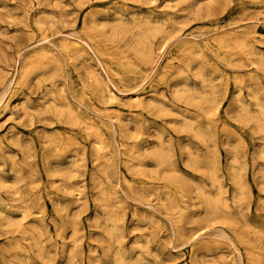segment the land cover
<instances>
[{
	"label": "rangeland",
	"instance_id": "374dc122",
	"mask_svg": "<svg viewBox=\"0 0 264 264\" xmlns=\"http://www.w3.org/2000/svg\"><path fill=\"white\" fill-rule=\"evenodd\" d=\"M0 101V264H264V0H0Z\"/></svg>",
	"mask_w": 264,
	"mask_h": 264
},
{
	"label": "bare ground",
	"instance_id": "6f19581e",
	"mask_svg": "<svg viewBox=\"0 0 264 264\" xmlns=\"http://www.w3.org/2000/svg\"><path fill=\"white\" fill-rule=\"evenodd\" d=\"M141 1V0H140ZM169 1V0H168ZM52 2V1H51ZM144 2V1H143ZM34 3V2H33ZM79 3V2H78ZM54 4V3H53ZM81 4V3H80ZM145 4H146V2H145ZM56 5V4H55ZM62 5V4H61ZM64 5H66V4H64ZM68 6V5H67ZM66 6V7H67ZM126 6V5H125ZM29 7V6H28ZM59 7V6H58ZM162 7V6H161ZM164 7V6H163ZM64 8H65V6H64ZM246 12V11H245ZM61 13H62V11H61ZM48 14V13H47ZM59 14V13H58ZM115 14V13H114ZM120 14V13H119ZM117 15V14H116ZM63 16V15H62ZM244 16V15H243ZM129 17V16H128ZM38 18V17H37ZM35 19H36V16H35ZM119 19V18H118ZM174 19V18H173ZM37 20V19H36ZM122 20V19H121ZM120 20V21H121ZM169 21V20H168ZM54 22V21H53ZM118 22V21H117ZM165 22V21H164ZM211 22V21H210ZM233 22V21H232ZM221 23V22H220ZM55 24V23H54ZM59 24V23H58ZM122 25V24H121ZM124 25V24H123ZM142 25V24H141ZM165 25V24H164ZM163 25V26H164ZM55 27H56V25H54ZM86 26V25H85ZM119 26V25H118ZM120 27V26H119ZM125 27V26H124ZM209 28V27H208ZM81 29V28H80ZM90 29V28H89ZM165 29V28H164ZM136 32V31H135ZM163 32V31H162ZM44 33V32H43ZM92 33V32H91ZM68 35V34H67ZM56 36V35H55ZM116 36V35H115ZM123 36V35H122ZM165 36H168V35H165ZM187 36V35H186ZM101 37V36H100ZM224 37V36H223ZM261 37V36H260ZM95 38V37H94ZM117 38V37H116ZM134 38V37H133ZM118 39V38H117ZM47 40V38L45 39V41ZM206 40V39H205ZM209 40V39H208ZM225 40V39H224ZM227 40H229V39H227ZM226 40V41H227ZM43 41V40H42ZM126 41V40H125ZM129 41H130V39H129ZM141 41V40H140ZM218 41L219 42H222L223 41V38L221 37V38H218ZM257 41H258V39H257ZM41 42V41H40ZM66 42L68 43V44H74L75 42H73L71 39L69 40H66ZM96 42V41H95ZM127 42V41H126ZM137 42V41H136ZM238 41H236V43H237ZM239 42H240V39H239ZM238 42V43H239ZM85 43V42H84ZM233 43H234V41H233ZM236 43H235V45H236ZM86 44H87V42H86ZM126 44V43H125ZM77 45H79V44H77ZM209 45V44H208ZM223 45H224V43H223ZM239 46H240V44H238ZM248 45V44H247ZM123 46V45H122ZM192 46V45H191ZM207 46V45H206ZM223 47V46H222ZM230 47V46H229ZM246 47V46H245ZM64 48V47H63ZM62 48V49H63ZM89 48V47H88ZM90 49H91V47H90ZM209 49V48H208ZM65 50H67V49H65ZM250 50V49H249ZM248 50V51H249ZM246 51H247V49H246ZM252 51V50H251ZM250 51V52H251ZM218 52V51H217ZM250 52H249V54H250ZM66 53V52H65ZM93 53V52H92ZM137 52H135V54H136ZM200 53H202V52H200ZM20 54V53H19ZM32 54V53H31ZM134 54V53H133ZM252 54V53H251ZM67 55V54H66ZM72 55V54H71ZM125 55V54H124ZM224 55V54H223ZM222 55V56H223ZM257 55V54H256ZM70 56V55H69ZM231 56V55H230ZM246 56V55H245ZM255 56V55H254ZM96 57V56H95ZM125 57H126V55H125ZM27 58V57H26ZM69 58V57H68ZM53 59H54V57H53ZM140 59V58H139ZM229 59V58H228ZM239 60H240V58H238ZM91 60V59H90ZM124 60V59H123ZM126 60V59H125ZM21 61V60H20ZM189 61V60H188ZM226 61V60H225ZM247 61V60H246ZM261 61V60H260ZM60 63V62H59ZM187 63V62H186ZM247 64H248V62H246ZM42 64V63H41ZM58 64V63H57ZM73 64V63H72ZM253 64V63H252ZM23 65V64H22ZM28 65V64H27ZM26 65V66H27ZM101 65V64H100ZM30 66H31V64H30ZM36 66V65H35ZM46 66V65H45ZM44 66V67H45ZM80 66V65H79ZM102 67V66H101ZM17 68V67H16ZM30 68V67H29ZM154 68H156V67H154ZM24 69H25V67H24ZM82 69H84V68H82ZM103 69V68H102ZM3 70V69H2ZM38 70V69H37ZM153 70V69H152ZM180 70H181V68H180ZM16 71V70H15ZM14 71V72H15ZM50 71V70H49ZM60 71V70H59ZM58 71V72H59ZM257 71V70H256ZM25 72H27L26 70H25ZM83 72H85L84 70H83ZM255 72V71H254ZM23 73V72H22ZM62 73V72H61ZM92 73V72H91ZM202 73V72H201ZM28 74V73H27ZM118 74V73H117ZM256 74V73H255ZM29 75V74H28ZM94 75V74H93ZM151 75V74H150ZM200 75V74H199ZM202 75V74H201ZM14 76V75H13ZM90 76V75H89ZM159 76V75H158ZM253 76H255V75H253ZM252 76V77H253ZM257 76V75H256ZM40 77V76H39ZM159 78V77H158ZM6 79V78H5ZM53 79V78H52ZM56 79V78H55ZM79 79H80V76H79ZM96 79V78H95ZM44 80V79H43ZM81 81H84V80H82V79H80ZM110 81V80H109ZM12 82V81H11ZM115 82V81H114ZM208 82V81H207ZM9 83V82H8ZM209 83V82H208ZM242 83V82H241ZM255 83V82H254ZM10 84H12V83H10ZM63 84H65V83H63ZM205 84V83H204ZM259 84V83H258ZM8 85V84H7ZM113 86V85H112ZM49 87V86H48ZM178 87V86H177ZM258 87V86H257ZM208 88V87H207ZM256 88V87H255ZM72 89V88H71ZM213 90V89H212ZM257 90V89H256ZM131 91V90H130ZM133 91V90H132ZM172 91H174V90H172ZM204 91V90H203ZM254 91V90H253ZM258 91V90H257ZM104 92H105V95L107 96V98L110 100V101H113V100H115V97H116V94H115V92H114V90H112L110 87H109V85L108 84H106V83H104ZM202 92V91H201ZM200 92V93H201ZM58 93V92H57ZM102 93V92H101ZM184 93H185V91H184ZM191 93V92H190ZM253 93H255V92H253ZM44 94V93H43ZM49 94V93H48ZM72 94V93H71ZM216 94V93H215ZM235 94V93H234ZM192 95V94H191ZM199 95V94H198ZM45 96V95H44ZM132 96V95H131ZM193 96V95H192ZM215 96V95H214ZM260 96V95H259ZM166 97V96H165ZM190 97V96H189ZM209 97V96H208ZM45 98V97H44ZM63 98H64V95H63ZM138 101H140L142 98H141V96H136L135 97ZM169 98V97H168ZM65 99V98H64ZM99 99V98H98ZM105 99V98H104ZM195 99L197 100V98H195L194 97V101H195ZM208 99V98H207ZM3 100V99H2ZM135 100V99H134ZM133 100V101H134ZM136 100V101H137ZM259 100V99H258ZM7 101V100H6ZM48 101V100H47ZM53 101V100H52ZM137 101V102H138ZM212 101V100H211ZM221 101V100H220ZM231 101V100H230ZM1 102V101H0ZM68 103H69V101H67ZM129 102H132L131 100H129ZM206 102H208V101H206ZM259 102H261V101H259ZM263 102V101H262ZM47 104H49L48 102H46ZM71 103V102H70ZM102 103V102H101ZM106 103V102H105ZM140 103V102H139ZM138 103V104H139ZM46 104V105H47ZM159 104V103H158ZM214 104V103H213ZM216 104V103H215ZM255 104H256V102H255ZM254 104V105H255ZM41 105V104H40ZM132 105V103H130V106ZM177 105V104H176ZM260 106H261V109H263L262 108V106H263V104L261 105V104H259ZM43 106V105H42ZM48 106V105H47ZM63 106V105H62ZM92 106H93V104H92ZM139 106V105H138ZM145 106V105H144ZM167 106V105H166ZM165 106V107H166ZM179 106H181V105H179ZM215 106V105H214ZM256 106V105H255ZM260 106H258L259 108H260ZM46 107V106H45ZM57 107V106H56ZM59 107V106H58ZM61 107V106H60ZM132 107V106H131ZM208 107V106H207ZM241 107V106H240ZM264 107V106H263ZM43 108H44V106H43ZM159 108L161 109V107L159 106ZM58 109V108H57ZM63 109V108H62ZM164 110V112L166 111V109L165 108H163ZM210 109H211V107H210ZM65 110V109H64ZM67 110H69L68 108H67ZM71 110H73V108H71ZM169 110V109H168ZM167 110V111H168ZM23 111V110H22ZM60 111V110H59ZM100 111H102V110H100ZM161 111V110H160ZM162 111V112H163ZM166 111V112H167ZM172 111V110H171ZM264 111V110H263ZM26 111H24V113H25ZM45 112V111H44ZM61 112V111H60ZM98 112V111H97ZM108 112V111H107ZM237 112V111H236ZM258 112H260V111H258ZM16 113V112H15ZM115 113V112H114ZM175 113V112H174ZM177 113V112H176ZM238 113V112H237ZM242 113V112H241ZM241 113H239V117L241 116L240 114ZM68 114V113H67ZM162 114V113H161ZM178 114V113H177ZM244 114V113H243ZM242 114V115H243ZM255 114V113H254ZM42 115H43V113H42ZM137 115H138V113H137ZM174 115V114H173ZM181 115V114H180ZM245 115V114H244ZM69 116V115H68ZM177 116V115H176ZM184 116V115H183ZM182 116V117H183ZM238 116V115H237ZM66 117V116H65ZM70 117V116H69ZM164 117V116H163ZM187 117V116H186ZM242 117V116H241ZM247 117H249L248 115H247ZM251 117H252V115H251ZM68 118V117H67ZM70 118H72V117H70ZM185 118V117H184ZM242 118H245V117H242ZM255 118H257L256 120L258 121V123L260 122L261 123V129L263 128L264 129V112H261L260 113V115H258L257 117L255 116ZM37 119H39L38 117H37ZM36 119V120H37ZM65 119V118H64ZM73 119V118H72ZM80 119V118H79ZM104 119V118H103ZM187 119H189V118H187ZM250 119H252V118H250ZM69 120V119H68ZM82 120V119H81ZM88 120V119H87ZM210 120V119H209ZM240 120V119H239ZM246 120V119H245ZM43 121H44V119H43ZM71 121V120H70ZM74 121V120H73ZM78 121V120H77ZM80 121V120H79ZM85 121H86V119H85ZM194 121V120H193ZM247 121V120H246ZM81 122H83V121H81ZM89 122V121H88ZM166 122H168V121H166ZM184 122V121H183ZM249 122H250V120H249ZM78 123V122H77ZM86 124H87V122H85ZM169 123V122H168ZM187 123V122H186ZM190 123V122H189ZM252 123V122H251ZM254 123V122H253ZM85 124V125H86ZM191 124H192V122H191ZM205 124V123H204ZM88 125V124H87ZM111 125V124H110ZM187 125V124H186ZM190 125V124H189ZM188 125V126H189ZM93 126V125H92ZM184 126H185V124H184ZM199 125H197V127H198ZM90 127V126H89ZM112 127V126H111ZM197 127H195V129L197 128ZM201 127V126H200ZM208 127V126H207ZM260 126L258 125V127H257V129L259 128ZM186 128V127H185ZM92 129V128H91ZM191 130V129H190ZM196 130H198V129H196ZM235 130V129H234ZM192 131H193V129H192ZM200 131V130H199ZM198 131V132H199ZM202 131V130H201ZM252 131V130H251ZM259 131V130H258ZM46 132V131H45ZM59 132V131H58ZM253 132V131H252ZM262 132V131H261ZM39 133V132H38ZM43 134V133H42ZM47 134H48V132H47ZM95 134H96V130H95ZM53 134L51 133V136H52ZM67 135V134H66ZM195 135H197L196 133H195ZM203 136V135H202ZM8 137V136H7ZM11 137V136H10ZM45 137V136H44ZM67 137H68V135H67ZM199 137V136H198ZM207 137V136H206ZM4 138H5V136H4ZM52 138V137H51ZM201 138V137H200ZM10 140V139H9ZM14 140V139H13ZM18 140V139H17ZM20 140V139H19ZM18 140V141H19ZM56 140V139H55ZM17 141V142H18ZM42 142V141H41ZM99 142H100V139H99V136H96V139H95V142L94 143H98L99 144ZM109 142V141H108ZM133 142V141H132ZM201 142V141H200ZM110 143V142H109ZM24 144V143H23ZM27 144V143H26ZM55 144H56V142H55ZM54 144V145H55ZM130 144V143H129ZM188 144V143H187ZM15 145V144H14ZM21 145V144H20ZM71 145V144H70ZM108 145V144H107ZM50 146H51V144H50ZM186 146V145H185ZM188 146V145H187ZM20 147V146H19ZM25 147V145L23 146V148ZM154 147H155V145H154ZM189 147V146H188ZM131 148V147H130ZM84 149V148H83ZM157 149V150H156ZM155 150H154V152L159 156V158H160V161H162L161 159H163L164 158V156L166 155V154H164L163 153V151H160V150H158V148H156ZM29 150H30V148H29ZM95 150H96V147H95ZM151 151L153 150V149H150ZM26 151V150H25ZM76 151V150H75ZM104 151V150H103ZM107 151V150H106ZM9 152V151H8ZM29 152V151H28ZM34 152V151H33ZM51 152V151H50ZM83 152V151H82ZM86 152V151H85ZM97 151H95V153H96ZM165 152H166V150H165ZM255 152V151H254ZM49 153V152H48ZM135 153V152H134ZM152 153V152H151ZM190 153V152H189ZM9 154H12V153H9ZM24 154V153H23ZM28 154V153H27ZM118 154H119V152H118ZM264 154V153H263ZM262 154V155H263ZM49 155H50V153H49ZM57 155V154H56ZM135 155V154H134ZM254 155H255V153H254ZM33 156V155H32ZM95 156V155H94ZM136 156H137V154H136ZM157 156V157H158ZM197 156V155H196ZM195 156V157H196ZM209 156V155H208ZM31 157V156H30ZM74 157H76V156H74ZM119 157V156H118ZM156 157V158H157ZM169 157V156H168ZM9 158H11V157H9ZM26 158V160L29 158H27V157H25ZM97 157H95V159H96ZM99 158V157H98ZM136 158V157H135ZM134 158V159H135ZM158 158V159H159ZM233 158H234V156H233ZM14 159V158H13ZM81 159H82V157H81ZM191 159V158H190ZM189 159V160H190ZM254 159V158H253ZM25 160V159H24ZM97 160V159H96ZM99 160V159H98ZM97 160V161H98ZM108 160V159H107ZM13 161V160H12ZM103 161H104V159H103ZM168 161V160H167ZM25 162V161H24ZM129 162V161H128ZM169 162V161H168ZM170 162H171V160H170ZM236 162V161H235ZM163 163H165V161L163 162ZM192 163V162H191ZM237 163V162H236ZM43 164V163H42ZM105 164V163H104ZM104 164L102 165V166H104ZM159 164H161V163H159ZM159 164H157L158 166H159ZM26 165V164H25ZM36 165V164H35ZM94 165V164H93ZM157 165H156V167H157ZM167 165V164H166ZM165 165V166H166ZM169 165H170V163H169ZM206 165V164H205ZM10 166H11V164H10ZM99 166H101V165H99ZM112 166V165H111ZM141 166V165H140ZM155 166V165H154ZM153 166V167H154ZM28 167V166H27ZM106 167V166H105ZM136 167V166H135ZM139 167V166H138ZM160 167H161V165H160ZM168 167H170V166H168ZM231 167V166H230ZM236 167V166H235ZM29 168V167H28ZM171 168V167H170ZM44 169V168H43ZM69 169H70V167H69ZM72 169V168H71ZM98 169V168H97ZM105 169V168H104ZM136 169V168H135ZM233 169V168H232ZM14 170V169H13ZM33 170V169H32ZM73 170V169H72ZM92 170H93V168H92ZM102 170H103V168H102ZM147 170V169H146ZM175 170V169H174ZM210 170H211V168H210ZM214 170V169H213ZM234 170V169H233ZM22 171V170H21ZM28 171V170H27ZM94 171V170H93ZM105 171H106V169H105ZM157 171V170H156ZM173 171V170H172ZM103 172H104V170H103ZM138 172V171H137ZM211 172H213V171H211ZM235 172V171H234ZM84 173V172H83ZM119 173V172H118ZM145 173V172H144ZM147 173V172H146ZM152 173V172H151ZM214 173V172H213ZM237 173H238V171H237ZM27 174V173H26ZM32 174V173H31ZM90 174H91V172H90ZM93 174V173H92ZM105 174V173H104ZM140 174V173H139ZM240 174H241V172H240ZM12 175V174H11ZM84 175H85V173H84ZM135 175V174H134ZM152 175V174H151ZM155 175H157L158 176V174H155ZM165 175V174H164ZM13 176V175H12ZM105 176V175H104ZM108 176V175H107ZM148 176V175H147ZM175 176V175H174ZM186 176V175H185ZM211 176V175H210ZM22 176H20V178H21ZM84 177V176H83ZM90 177H91V175H90ZM156 177V176H155ZM159 177V176H158ZM165 177V176H164ZM214 177V176H213ZM235 177V176H234ZM25 178V177H24ZM66 178V177H65ZM81 178V177H80ZM105 178V177H104ZM237 178V177H236ZM38 179V178H37ZM68 179V178H67ZM102 179V178H101ZM108 179H109V177H108ZM118 179H120V178H118ZM148 179V178H147ZM172 179H173V177H172ZM181 179V178H180ZM1 180V179H0ZM9 180V179H8ZM7 180V181H8ZM14 180V179H13ZM20 180V179H19ZM32 180V179H31ZM54 180V179H53ZM69 180H70V177H69ZM103 180V179H102ZM124 180V179H123ZM216 179H214V181H215ZM240 180V179H239ZM264 180V179H263ZM111 181V180H110ZM118 181V180H117ZM128 181V180H127ZM212 181V180H211ZM4 182V181H3ZM2 182V183H3ZM17 182V181H16ZM80 182H81V180H80ZM112 182V181H111ZM216 182V181H215ZM237 182V181H236ZM241 182V181H240ZM6 183V182H5ZM29 183V182H28ZM53 182H51V184H52ZM78 183V182H77ZM110 183V182H109ZM115 183V182H114ZM183 183V182H182ZM214 183V182H213ZM67 184V183H66ZM111 184H113V183H111ZM194 184V183H193ZM9 185V184H8ZM7 185V186H8ZM13 185V184H12ZM18 185V184H17ZM75 185V184H74ZM80 185V184H79ZM219 185V184H218ZM238 185H239V183H238ZM240 185H241V183H240ZM15 186V185H14ZM103 186V185H102ZM166 186V185H165ZM197 186H199V185H197ZM212 186V185H211ZM259 186H260V184H259ZM111 187H112V185H111ZM116 187V186H115ZM216 187H217V185H216ZM16 188V187H15ZM78 188V187H77ZM150 188V187H149ZM166 188V187H165ZM197 188V187H196ZM20 189V188H19ZM31 189V188H30ZM76 189V188H75ZM85 189V188H84ZM104 188H102V190H103ZM112 189H114V187H112ZM199 189V188H198ZM10 190V189H9ZM13 190H15V189H13ZM34 190V189H33ZM108 190V189H107ZM115 190V189H114ZM135 190V189H134ZM152 190V189H151ZM155 190V189H154ZM157 190H158V188H157ZM165 190V189H164ZM11 191H12V189H11ZM21 191V190H20ZM71 191H72V187H71ZM75 191V190H74ZM140 191H142V190H140ZM234 191V190H233ZM238 191H240V189L238 190ZM104 192V191H103ZM166 192V191H165ZM36 193V192H35ZM67 193V192H66ZM70 193V192H69ZM135 193V192H134ZM147 193V192H146ZM155 193V192H154ZM205 193V192H204ZM222 193V192H221ZM234 193V192H233ZM24 194H25V192H24ZM109 194V193H108ZM111 194V193H110ZM109 194V195H110ZM114 194V193H113ZM112 194V195H113ZM178 194V193H177ZM223 194V193H222ZM222 194H220V196L222 195ZM22 195V194H21ZM108 195V196H109ZM140 195V194H139ZM142 195V194H141ZM148 195V194H147ZM19 196V195H18ZM12 197V196H11ZM17 197V196H16ZM21 196H19V197H17L18 199L20 198ZM23 197H21V199H22ZM67 198V197H66ZM107 198H109V197H107ZM135 198V197H134ZM166 198V197H165ZM207 198V197H206ZM233 198V197H232ZM234 198H235V196H234ZM17 199V200H18ZM25 199V198H24ZM24 199H23V201H24ZM117 199V198H116ZM140 199H143V198H140ZM146 199H147V197H146ZM145 199V200H146ZM238 199V198H237ZM237 199H236V201H237ZM10 200V199H9ZM107 200H109V199H107ZM106 200V201H107ZM169 200V199H168ZM207 200V199H206ZM218 200V199H217ZM15 201V200H14ZM148 201V200H147ZM17 202V201H16ZM142 202V201H141ZM65 203V202H64ZM104 203H106L105 201H104ZM144 203V202H143ZM208 203V202H207ZM224 203V202H223ZM16 204V203H15ZM27 204V203H26ZM8 205V204H7ZM173 205V204H172ZM227 205V204H226ZM101 206V205H100ZM19 207V206H18ZM76 207V206H75ZM105 207V206H104ZM264 207V206H263ZM20 208H22V207H20ZM29 208V207H28ZM82 208V207H81ZM100 208V207H99ZM111 208H113L112 206H111ZM111 208H109V209H111ZM209 208L213 211V212H217V210H218V206H217V203H216V200L214 201H210L209 202ZM78 209H79V206H78ZM96 209V208H95ZM105 209V208H104ZM26 210V209H25ZM75 210V209H74ZM27 211H29V209H27ZM71 211V210H70ZM96 211V210H95ZM74 212V211H73ZM27 213H29V212H27ZM113 213V212H112ZM206 213V212H205ZM218 213V212H217ZM219 214H220V212H219ZM228 214V213H227ZM27 215H29V214H27ZM61 215H63V214H61ZM203 215V214H202ZM224 215V214H223ZM24 216H25V212H24ZM67 216V215H66ZM116 216V215H115ZM204 216V215H203ZM221 216V215H220ZM58 217H60V216H58ZM118 217V216H117ZM144 217V216H143ZM11 218V217H10ZM70 218V217H69ZM95 218V217H94ZM3 219H4V216H3ZM49 219V218H48ZM92 219V218H91ZM119 219V218H118ZM146 219V218H145ZM6 220V219H5ZM53 220V219H52ZM74 220H76V219H74ZM116 220H117V218H116ZM49 221H51V220H49ZM9 222V221H8ZM7 222V223H8ZM58 222H60V221H58ZM13 223V222H12ZM68 223V222H67ZM30 224V223H29ZM35 224V223H34ZM74 224V223H73ZM8 225V224H7ZM31 225V224H30ZM60 225H61V223H60ZM12 226V225H11ZM23 226V225H22ZM34 226V225H33ZM78 226V225H77ZM2 227V226H1ZM10 226H8V228H9ZM13 227V226H12ZM24 227V226H23ZM28 227V226H27ZM61 227V226H60ZM75 227L76 226H74V229H72V234L74 235V230H75V232H76V229H75ZM114 227V226H113ZM18 228H19V225H18ZM25 228V227H24ZM34 228H36V226L34 227ZM111 229H112V227H110ZM115 228V227H114ZM10 229V228H9ZM13 229V228H12ZM23 229V228H22ZM35 231L37 230V232H38V228L37 229H34ZM43 230V229H42ZM4 231V230H3ZM26 231H27V229H25V234H26ZM48 231V230H47ZM5 232V231H4ZM18 232V231H17ZM20 232V231H19ZM40 232V231H39ZM105 232V231H104ZM10 233V232H9ZM21 233V232H20ZM28 233H30L29 232V230H28ZM32 234V233H31ZM108 234V233H107ZM110 234V233H109ZM40 235V234H39ZM42 235V234H41ZM50 235V234H49ZM72 235V236H73ZM114 235H115V233H114ZM43 236V235H42ZM33 237H35V236H33ZM37 237H39L38 235H37ZM37 237H35V238H37ZM49 237V236H48ZM47 237V238H48ZM115 237H116V235H115ZM9 238V237H8ZM22 238V237H21ZM32 238V237H31ZM40 238H41V236H40ZM194 238V237H193ZM211 238V237H210ZM215 238V237H214ZM50 239V238H49ZM203 239V238H202ZM212 239V238H211ZM217 239V238H216ZM45 240V239H44ZM117 240V239H116ZM15 241H16V238H15ZM36 242V241H35ZM34 242V243H35ZM106 242V241H105ZM117 242V241H116ZM45 244V243H44ZM114 244V243H113ZM117 244V243H116ZM136 244V243H135ZM16 245V244H15ZM34 245V244H33ZM40 244H38V246H39ZM109 245V244H108ZM14 246V245H13ZM19 246H20V244H19ZM70 246V245H69ZM134 246V245H133ZM144 246V245H143ZM7 247V246H6ZM12 247V246H11ZM45 247V246H44ZM94 247V246H93ZM118 247V246H117ZM217 247V246H216ZM3 248V247H2ZM17 248V247H16ZM41 248H43L42 247V245H41ZM46 248V247H45ZM4 249V248H3ZM6 249V248H5ZM8 249V248H7ZM14 249V248H13ZM71 249V248H70ZM120 250V249H119ZM217 250V249H216ZM21 251V250H20ZM112 251H113V249H112ZM6 252H8L7 250H6ZM71 252V251H70ZM85 252V251H84ZM249 252H251V251H249ZM36 253H38V252H36ZM203 253V252H202ZM211 253V252H210ZM256 253V252H255ZM42 254V253H41ZM112 254H113V252H112ZM124 254V253H123ZM206 254V253H205ZM215 254H216V252H215ZM247 254H248V252H247ZM18 255V254H17ZM73 254H71V256H72ZM115 255H117V254H115ZM118 255H120V253H118ZM249 255V254H248ZM21 256V255H20ZM41 256V255H40ZM40 256H38V257H40ZM203 256V255H202ZM214 256V255H213ZM16 257V256H15ZM18 257V256H17ZM16 257V258H17ZM208 257H210V256H208ZM13 258V257H12ZM41 258V257H40ZM43 258H45L46 259V257L44 256ZM137 258V257H136ZM201 258V257H200ZM19 258H17V260H18ZM23 259V258H22ZM21 259V260H22ZM47 259H49V258H47ZM27 260V259H26ZM115 259L113 258V261H114ZM122 259H120V257H119V261H121ZM128 260H129V258H128ZM201 260V259H200ZM212 260H214L213 259V257H212ZM250 260V259H249ZM258 260V259H257ZM8 261V260H7ZM25 261V260H24ZM44 261V260H43ZM47 261V263L46 264H49V261L48 260H46ZM123 261V260H122ZM202 261V260H201ZM25 262H27V261H25ZM125 262V261H124ZM135 262V261H134ZM184 262V261H183ZM76 263V262H75ZM116 263V262H115ZM131 263V262H130ZM138 263H139V261H138ZM223 263V262H222ZM243 263V262H242ZM25 264V263H24ZM110 264V263H109ZM117 264V263H116ZM119 264V263H118ZM125 264V263H124ZM127 264V263H126ZM141 264V263H140ZM227 264H229V263H227Z\"/></svg>",
	"mask_w": 264,
	"mask_h": 264
}]
</instances>
